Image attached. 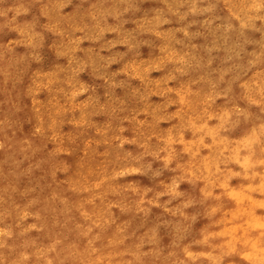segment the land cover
I'll return each mask as SVG.
<instances>
[{
	"label": "clouds",
	"instance_id": "1",
	"mask_svg": "<svg viewBox=\"0 0 264 264\" xmlns=\"http://www.w3.org/2000/svg\"><path fill=\"white\" fill-rule=\"evenodd\" d=\"M0 264H264V0H0Z\"/></svg>",
	"mask_w": 264,
	"mask_h": 264
}]
</instances>
